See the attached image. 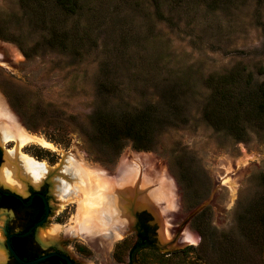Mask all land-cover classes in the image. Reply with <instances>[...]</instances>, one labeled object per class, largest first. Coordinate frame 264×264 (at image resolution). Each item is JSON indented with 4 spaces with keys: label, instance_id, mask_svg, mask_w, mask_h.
Listing matches in <instances>:
<instances>
[{
    "label": "rangeland",
    "instance_id": "rangeland-1",
    "mask_svg": "<svg viewBox=\"0 0 264 264\" xmlns=\"http://www.w3.org/2000/svg\"><path fill=\"white\" fill-rule=\"evenodd\" d=\"M260 66L264 0H77L74 12L56 0H0V94L31 134L56 146L23 147L54 167L39 184L20 173L25 194L0 179V190L27 197L43 188L49 196L51 215L35 233V250L64 251L76 264H264V242H256L263 232L264 126L248 123V135L237 140L217 130L203 111L210 83L243 70V77L254 74L257 86L264 79ZM148 106L155 110L149 109L145 130L153 133L155 148L137 149L131 141L120 148L99 127L104 115L119 120ZM14 144L0 143V171ZM75 146L93 166L114 172L138 159L151 176L152 185H142L136 200L122 198L109 223L93 222L87 239L68 234V227L86 230L76 222L79 202L64 203L61 196L64 182L81 188L64 170ZM163 176L172 179L179 197L178 209L168 213L165 202L158 209L148 199ZM140 197L151 208L138 207ZM137 213L150 225L147 248L136 245ZM13 216L0 210L2 264H9L4 229ZM128 217L133 220L123 226ZM165 222L172 235L187 229L199 242L167 246L160 236ZM55 225L59 232L46 234ZM118 225L120 239L111 228ZM187 246H193L189 254L172 255Z\"/></svg>",
    "mask_w": 264,
    "mask_h": 264
},
{
    "label": "bare ground",
    "instance_id": "bare-ground-1",
    "mask_svg": "<svg viewBox=\"0 0 264 264\" xmlns=\"http://www.w3.org/2000/svg\"><path fill=\"white\" fill-rule=\"evenodd\" d=\"M9 141L15 144L12 148H6L7 161L0 171V179L8 187L15 189L19 193L25 194L27 192V185L24 182L25 179L23 180L20 176V173L31 178L34 183L39 184L51 175L54 167L46 161H39L30 154L24 152L23 147L32 142L39 143L44 147L55 150L56 146L45 138L31 134L4 96L0 94V143L4 144ZM78 148L79 147L75 146V148L67 153L65 158H68L67 160L70 167L68 170H64L70 174L73 173V176L81 181V188L74 184L64 182L63 194L61 196L64 203L79 202V212L76 222L80 220L82 224L81 230H86V232L81 233L77 231L80 228L75 231V226L68 227L66 229L68 234L72 236H81V238L87 239L90 236V234H87L89 233L87 230H89L93 222L99 220L104 223H109L113 213H116L117 210L120 211L124 203L122 198H129V200L135 198L136 200L138 189L142 187V185L147 187L148 184H150L151 176L144 172L145 170L138 159L133 160V162L123 163L114 172H110L105 168H100L95 165L93 166L85 159L84 152ZM74 149H77V151H74ZM161 182L160 185H153V188L150 189L148 195V199L151 200L150 203L159 209L160 207L163 208L161 203L165 202L166 207L164 208L165 210L163 209L165 213L169 212L168 209L177 210L179 207V197L177 196L176 187L172 179L163 176ZM151 185L152 184H150V186ZM87 189H90V192H88ZM79 190L81 193L78 192ZM235 191L236 189H234V192ZM145 198L140 197L136 201L137 206L143 207L144 205H148L151 208V204L149 201L147 204L144 200ZM130 203L131 202L128 201L127 205ZM122 214L124 215V213ZM80 215L85 216V220L88 222L87 224L82 222ZM131 219L129 217L127 221L123 219L124 223H122V225L128 226L131 223ZM55 226L56 227L53 228L51 232H47L46 234L53 232L57 234L60 227H57L58 225ZM120 226L121 225L111 227L115 228L114 234L117 239H120L123 235ZM181 234L180 238L177 239L176 235L171 234L169 223L165 222L162 224V229L160 230L161 239L164 242L166 241L167 244L170 243L172 247L191 243L196 244L199 242V238L187 229H184ZM92 236L93 234L91 237ZM5 260L6 252L0 244V264L5 262Z\"/></svg>",
    "mask_w": 264,
    "mask_h": 264
},
{
    "label": "trees",
    "instance_id": "trees-1",
    "mask_svg": "<svg viewBox=\"0 0 264 264\" xmlns=\"http://www.w3.org/2000/svg\"><path fill=\"white\" fill-rule=\"evenodd\" d=\"M66 12H74L77 7V0H56ZM24 54L28 53L22 49ZM246 69V67H244ZM259 74L264 73V66H260ZM243 70L229 71L222 78L210 83L212 89L208 106H205V117L214 125L217 130H224L237 140L245 139L248 135V126H264V79L259 85H254V74L251 71ZM17 108V104L13 103ZM155 110V107L143 108L138 113L132 114L125 112L123 118L114 120L105 116L101 118L100 128L107 132L110 131L117 141L120 142V148H123L127 142H132L134 148L149 150L155 148L156 141L153 139V133L147 132L145 126L152 118L149 111ZM17 110L26 117L25 112ZM118 123L119 126L118 127ZM1 157V151H0ZM264 178V176H263ZM201 216V214L199 215ZM198 216V217H199ZM263 232L256 242H264V211L260 218ZM193 246H187L183 249L174 251L172 255H187L191 252ZM54 264H68L61 257L53 256L49 258Z\"/></svg>",
    "mask_w": 264,
    "mask_h": 264
},
{
    "label": "flooded vegetation",
    "instance_id": "flooded-vegetation-1",
    "mask_svg": "<svg viewBox=\"0 0 264 264\" xmlns=\"http://www.w3.org/2000/svg\"><path fill=\"white\" fill-rule=\"evenodd\" d=\"M0 151H2L1 148ZM9 191L10 190L7 189L0 190V210L12 211L14 213L13 218L6 224L7 231L6 239L4 241L5 246L8 247V237L12 235L10 240L13 248L25 260L35 259L43 254L51 252L35 250L37 242L35 241L34 237L39 226L34 227V229H32V231L27 235H20L38 224L42 219H44L47 214L48 218L50 217L51 204L46 191L43 188L35 189L32 190L29 196H22V198H19L18 196L12 194H8L7 192ZM136 216L138 227L136 245L142 248H147L152 243V237L149 232L150 225L144 218H142V214L137 213ZM54 251L64 253V251L60 250ZM48 259L38 264H44L46 262H48L49 264H54L53 261ZM131 259L132 258L130 255V261ZM7 263L21 264L10 250L8 251Z\"/></svg>",
    "mask_w": 264,
    "mask_h": 264
},
{
    "label": "water",
    "instance_id": "water-1",
    "mask_svg": "<svg viewBox=\"0 0 264 264\" xmlns=\"http://www.w3.org/2000/svg\"><path fill=\"white\" fill-rule=\"evenodd\" d=\"M1 149H4V148H1ZM8 194H12V195H15V196H18L19 198H22V195L21 194H19V193H17V192H14V191H9V192H7ZM47 219H48V214L44 217V219H42L38 224H36L35 226H33L30 230H28L27 232H25V233H23V234H20L21 236H24V235H27V234H29L31 231H32V229H34V227H36V226H42V225H44L45 223H46V221H47ZM4 231H7L6 229H4ZM11 236L12 235H10L9 237H8V247H6L5 246V244H3L4 246H5V248H6V250L7 251H12V253L14 254V256L17 258V260L21 263V264H38V263H40V262H42V261H44V260H46V259H48V258H50V257H52V256H60V257H62L63 259H65L67 262H68V264H76V261L69 255V254H67V253H63V252H58V251H51V252H48V253H46V254H43V255H41L40 257H37V258H35V259H31V260H25V259H23L16 251H15V249L13 248V246H12V244H11ZM180 236H181V232H178L177 234H176V238L178 239V238H180ZM167 246H169V244L167 245Z\"/></svg>",
    "mask_w": 264,
    "mask_h": 264
}]
</instances>
